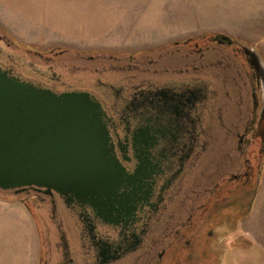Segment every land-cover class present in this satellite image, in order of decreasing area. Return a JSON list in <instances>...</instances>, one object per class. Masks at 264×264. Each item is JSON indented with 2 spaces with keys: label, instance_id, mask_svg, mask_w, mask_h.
Listing matches in <instances>:
<instances>
[{
  "label": "flooded vegetation",
  "instance_id": "flooded-vegetation-1",
  "mask_svg": "<svg viewBox=\"0 0 264 264\" xmlns=\"http://www.w3.org/2000/svg\"><path fill=\"white\" fill-rule=\"evenodd\" d=\"M216 35L126 58L79 54L70 67L66 49L22 47L0 30L2 69L101 103L134 177L120 193L135 206L120 215L45 187L8 191L39 221V264H221L264 179V71L254 48Z\"/></svg>",
  "mask_w": 264,
  "mask_h": 264
},
{
  "label": "rangeland",
  "instance_id": "rangeland-1",
  "mask_svg": "<svg viewBox=\"0 0 264 264\" xmlns=\"http://www.w3.org/2000/svg\"><path fill=\"white\" fill-rule=\"evenodd\" d=\"M0 30L22 47L66 49L70 67L80 55L126 58L219 33L254 48L264 62V0H0ZM0 199L17 205L16 222H28L18 237L20 226L5 217L10 230L0 237L7 239L1 247L19 246L25 249L21 262L39 264V221L21 196L0 191ZM0 207L1 215L11 214L2 210L9 206ZM226 241L221 264H264V179L252 211ZM15 252L7 255L18 262Z\"/></svg>",
  "mask_w": 264,
  "mask_h": 264
},
{
  "label": "water",
  "instance_id": "water-1",
  "mask_svg": "<svg viewBox=\"0 0 264 264\" xmlns=\"http://www.w3.org/2000/svg\"><path fill=\"white\" fill-rule=\"evenodd\" d=\"M105 117L87 91L58 93L0 67V191L45 187L101 215L133 209L120 191L134 177L116 155Z\"/></svg>",
  "mask_w": 264,
  "mask_h": 264
},
{
  "label": "crops",
  "instance_id": "crops-1",
  "mask_svg": "<svg viewBox=\"0 0 264 264\" xmlns=\"http://www.w3.org/2000/svg\"><path fill=\"white\" fill-rule=\"evenodd\" d=\"M0 202L10 207V208H6V207L3 208L2 210H3L4 213L6 211H8V210L11 211V214H9V215L7 213L1 215L2 212H1V209H0V237H2L4 234H6L10 230V227H7V225L5 223V221L8 220V218H5V217H10L12 220H14L15 224L17 225V227H18V225L20 226V228H18L20 230L17 229V231H20L17 234L18 237H19L20 234H22V232L24 231V229L25 228L27 229L28 222L27 221L26 222L24 221V223H21V224L18 223V222H16V218H15L16 217V208L14 206L17 207V205L12 204V202H9V201H6V200H1ZM25 210H26V208H25ZM6 240L7 239H5L3 241V243H5ZM3 243L0 242V264H25V263L21 262L25 258V255H23V252H25V249L23 251L22 249H20L21 247H19V246H16L15 247V245H14L15 248H13L11 246L1 247V245ZM6 248H9V250L12 249L13 252L16 251L15 253H16L17 257L19 258V259H17L18 262H14L10 257H8L7 254L9 252V250H7Z\"/></svg>",
  "mask_w": 264,
  "mask_h": 264
},
{
  "label": "trees",
  "instance_id": "trees-1",
  "mask_svg": "<svg viewBox=\"0 0 264 264\" xmlns=\"http://www.w3.org/2000/svg\"><path fill=\"white\" fill-rule=\"evenodd\" d=\"M6 192H8V191H6Z\"/></svg>",
  "mask_w": 264,
  "mask_h": 264
}]
</instances>
